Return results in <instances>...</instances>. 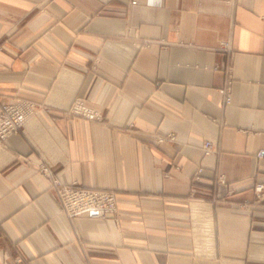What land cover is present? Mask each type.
<instances>
[{
  "label": "crops",
  "instance_id": "0c3cea01",
  "mask_svg": "<svg viewBox=\"0 0 264 264\" xmlns=\"http://www.w3.org/2000/svg\"><path fill=\"white\" fill-rule=\"evenodd\" d=\"M17 97L38 110L0 139V264H264V0H0ZM54 177L116 211L68 217Z\"/></svg>",
  "mask_w": 264,
  "mask_h": 264
},
{
  "label": "built area",
  "instance_id": "2783aa9c",
  "mask_svg": "<svg viewBox=\"0 0 264 264\" xmlns=\"http://www.w3.org/2000/svg\"><path fill=\"white\" fill-rule=\"evenodd\" d=\"M228 101L229 97L227 96L226 102ZM37 110L38 104L30 98L17 97L11 100L0 99V139H5L10 134L20 131L27 119ZM67 112L71 116H80L89 120H97L100 117L99 112L85 104L80 98L74 99L69 105ZM203 147L205 153H209L212 149L211 142L205 141ZM257 155H264V149L259 150ZM39 170L48 177L52 176V171L47 164L41 163ZM201 170L202 168L197 169L194 174L195 178H198ZM52 181L56 188L60 208L70 218L78 216L105 218L108 214L116 211L117 198L112 191L63 184L55 177ZM215 183L228 185L222 174L217 175ZM254 188L257 193H261L264 185L257 183ZM19 261L17 259L13 264H19ZM4 264L9 263L5 262Z\"/></svg>",
  "mask_w": 264,
  "mask_h": 264
},
{
  "label": "rangeland",
  "instance_id": "374dc122",
  "mask_svg": "<svg viewBox=\"0 0 264 264\" xmlns=\"http://www.w3.org/2000/svg\"><path fill=\"white\" fill-rule=\"evenodd\" d=\"M105 190V189H104ZM110 191V190H109ZM113 192V191H112ZM116 195V194H115ZM117 198V197H116Z\"/></svg>",
  "mask_w": 264,
  "mask_h": 264
}]
</instances>
